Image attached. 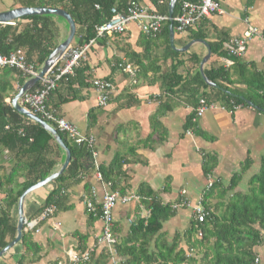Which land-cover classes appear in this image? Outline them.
Masks as SVG:
<instances>
[{
	"label": "crops",
	"instance_id": "crops-1",
	"mask_svg": "<svg viewBox=\"0 0 264 264\" xmlns=\"http://www.w3.org/2000/svg\"><path fill=\"white\" fill-rule=\"evenodd\" d=\"M13 1L0 0V12L13 9ZM217 1L222 12L206 18V39L192 36L196 26L184 34L178 33L174 27V47L184 49L191 43L186 51L174 50L170 36L168 42L160 36L155 46L148 48V37L137 23H132L122 34L113 33L97 39L86 58L77 66L79 69L85 68L79 80L78 73L70 74L73 79L71 83H58L57 89L48 97V106L55 109L60 117L76 125L82 133L95 137V169L100 165L109 166L116 154L125 159L121 168L123 176L118 181L126 188L125 194H140L141 202L145 205L149 204V198L140 191L153 193L164 204H172L182 197L191 203L200 200L208 183V176L203 171L204 154L216 158L212 180L228 186L234 176L241 173L235 190L243 193L249 190L250 179L259 173L264 161L263 108H254L246 103L231 112L214 102L215 107L209 108L198 118L196 132L193 129L185 131V123L194 107L182 93H164L158 79L177 62L175 57H164L167 44L171 50L185 54V64L179 68V73L183 76L190 73L189 78L194 74L195 67L199 71L207 53V46L194 40H206L209 44L222 39L229 41L245 35L250 27H256L259 34L253 35L248 42L241 61L249 69L264 74V0ZM141 4L148 13H155L152 0H142ZM60 26L64 40L68 31L62 24ZM190 55L199 57L198 65L190 59ZM137 60L144 62L145 69L140 68ZM120 63L135 65L138 69L136 78L123 72L119 68ZM233 64L230 57L211 53L204 70L211 67L228 69ZM4 68H0V74L10 85L5 100L13 107L19 90L33 76H26L18 69L15 71V68ZM96 78L109 79L114 86L106 106L98 103L99 93L92 83ZM238 78L234 71L233 80H237L235 86L246 89V84L238 82ZM23 95L19 98L21 105ZM6 152L0 153V162L7 157ZM4 166L9 168L8 162H4ZM55 186V181L49 183L29 193L24 200V231H30L39 246L35 255L29 254L25 264H93L98 259L103 261L102 255L108 257L101 264H111L108 245L98 242L102 222L92 219L84 206V199L91 187L96 188L99 198L106 190L102 180L97 179L96 170L88 172L81 182H70L60 208H56L50 218L38 221L35 228H27V221L41 217L46 197ZM3 198L4 194L0 192V202ZM209 201L216 202L213 198ZM136 207L135 203H119L116 206L114 232L118 242L127 235L126 231L136 216ZM12 217L16 225L17 204L12 209ZM192 218L190 208H178L176 214L164 223L166 240L170 242L175 234L181 235L186 231ZM57 223L60 226H56ZM256 249L257 263L264 264V235ZM73 252H90L91 258L88 262L73 263ZM22 253L24 250L19 242L0 258V264H17ZM120 257L125 264L126 258Z\"/></svg>",
	"mask_w": 264,
	"mask_h": 264
},
{
	"label": "trees",
	"instance_id": "trees-1",
	"mask_svg": "<svg viewBox=\"0 0 264 264\" xmlns=\"http://www.w3.org/2000/svg\"><path fill=\"white\" fill-rule=\"evenodd\" d=\"M127 1L129 0H14L11 7L40 6L64 9L75 20L76 35L73 46H78L95 37L96 27L110 18L113 6L122 7ZM169 1L152 0L156 8L155 13L167 16ZM183 1L197 0H178L173 17L179 13ZM96 5H99V8H96ZM13 22L15 25L0 24V54L5 55L21 49L27 62L33 64L37 71L63 40L60 25L62 24L66 32L68 31L67 22L56 15H33ZM170 23L167 19L162 23L157 37L147 38L148 48L155 46V41L160 36L168 42ZM173 25L175 27L176 22H173ZM205 32L206 18L196 24V31L192 36L206 39ZM225 41L226 39H222L217 43H210L212 53L230 57L234 64L228 69L211 67L205 70V74L217 86L230 91L231 94L208 86L196 67L194 74L189 78L190 73L183 76L179 73V68L185 64L183 59L185 54L171 50L168 44L166 46L164 57H175L177 62L158 79L164 93L172 95L182 93L194 107L185 123V131L193 129L196 132L197 130L200 117L196 116V108L201 98H205L209 104L219 103L233 111L235 107L245 106L246 99L264 109V74L249 69L246 63H242V57L229 56L223 49ZM189 57L197 63L196 65L199 64V57L196 55ZM137 61L140 68L145 69L144 62ZM4 69L11 70L7 67ZM232 69L239 75L238 82L246 84V89L235 86L237 80H233ZM84 70L85 68H75L74 72L78 73V80ZM72 80L71 76L66 75L59 83L70 84ZM9 87V82L0 74V153L7 151V157L0 162V192L4 194L0 202V250L16 236L17 229L13 221L12 209L19 197L26 189L59 169L66 158L64 149L58 145L49 131L16 111L10 103L6 102V91ZM39 87H41V81L32 90ZM48 123L55 127L50 121ZM57 131L70 149L71 159L63 174L55 180L56 186L47 195L41 210L51 204L59 209L70 182H81L88 172L96 170L88 144H75L65 134L58 129ZM4 162H8L9 168H5ZM124 162L125 159L116 154L109 166L100 165L98 168L103 182H110L111 189L119 190L122 194H125L126 188L121 186L118 179L123 176L121 168ZM215 164L216 158L213 155L204 154L205 175L213 173ZM240 178L241 174H237L228 186L214 182L210 189H206L202 197L203 204L210 209L206 220L203 223H197L192 218L186 231L181 235L175 234L170 242L165 238L164 223L176 214L177 209H174L170 203H162L161 199L151 192L140 191L149 198L148 207L151 209V215L148 219L139 218L129 226L127 235L116 244L118 254L126 258L125 264H258L256 248L260 246L264 235V161L259 173L250 179L247 192L235 190ZM212 198L216 200L215 203L209 201ZM89 216L97 219L92 214ZM199 231L202 232L201 237L198 236ZM20 246L24 253L17 264H25L29 254L35 255L39 250L30 231H23ZM193 254L200 255V259ZM107 257L102 255L104 260ZM103 261L98 259L92 263L101 264Z\"/></svg>",
	"mask_w": 264,
	"mask_h": 264
},
{
	"label": "built area",
	"instance_id": "built-area-1",
	"mask_svg": "<svg viewBox=\"0 0 264 264\" xmlns=\"http://www.w3.org/2000/svg\"><path fill=\"white\" fill-rule=\"evenodd\" d=\"M142 0H129L122 7L118 5L111 8V16L104 23L98 25L95 29L96 35L93 39L84 43L83 45L73 46L63 54L59 62L53 66L48 74L43 77L41 87L35 90H29L24 93L22 104L27 109L39 115L43 120L53 123L61 133L65 134L69 140L75 144L87 143L92 151L94 162L96 160L97 152L95 151V137L93 135H86L82 133L76 125L60 117L55 109L48 106L47 101L50 93L58 86L59 81L66 75L74 73L75 68L80 61L85 59L91 47L97 42V39L104 38L110 34H122L128 26L132 23H137L140 30L147 37L155 38L161 31L162 23L169 18L167 16L159 15L157 13H148L141 4ZM99 8V5H96ZM219 12H222L220 4L217 0H197V1H183L180 6L179 13L173 17V22H176L175 29L178 33L184 34L204 18ZM15 25V22L7 23ZM259 34L256 27H250L243 36L233 37L229 41L224 42L223 49L229 56L243 57L247 50L248 42L253 35ZM11 67L23 72L26 76H34L38 72L34 65L27 62L24 52L17 49L8 54H0V68ZM119 68L128 73L132 78H136L137 68L135 65L120 63ZM95 90L99 93L98 103L100 106H106L110 95L113 92L114 86L106 79L96 78L92 81ZM215 107V103H207L205 98H201L198 107L196 108V116L201 117L209 108ZM237 108V107H235ZM233 112V110H230ZM190 132V131H188ZM97 179L102 180V175L96 168ZM104 183V182H103ZM214 181L212 175H208V183L206 189H210ZM106 190L99 198L95 187H91L89 194L84 199V206L88 214H92L102 222V233L98 238L99 243L108 245L111 255V264H123L120 255L117 252L116 244L118 237L114 232V210L116 206L121 203L128 205L135 203L137 205L136 216L137 219H148L151 215V209L148 205L141 202L142 196L138 193L122 194L119 190H112L110 182L104 183ZM174 209L180 207H187L192 210L193 218L197 223H203L209 215L210 209L203 204L201 198L196 203H191L186 198L182 197L178 201L171 204ZM56 210L54 204L48 205L44 208L41 217L30 222L27 221V228H35L38 221L50 218ZM56 226H60L57 223ZM198 236H202V232H198ZM91 258L90 252L71 254V261L73 263L88 262ZM256 262L258 259L256 258Z\"/></svg>",
	"mask_w": 264,
	"mask_h": 264
},
{
	"label": "water",
	"instance_id": "water-1",
	"mask_svg": "<svg viewBox=\"0 0 264 264\" xmlns=\"http://www.w3.org/2000/svg\"><path fill=\"white\" fill-rule=\"evenodd\" d=\"M177 1L178 0H170L169 5H168V18H169V21L171 22L169 26L170 44L172 48L176 51H186L188 47L191 45V43L187 44L186 47H184V49H176L174 47L173 14H174V9H175ZM33 15H56V16L62 17L68 24V35L62 42H60L57 45V47L53 50L50 56L46 59V61L43 63L42 67L39 69L36 75L31 77L28 81L24 83V85L19 90L17 96L15 97L13 101V107L16 111L23 114L24 116L31 119L32 121L39 123L44 129L49 131L53 135L58 145L64 149L66 153V158L63 164L61 165V167L57 171H54L50 176H48L44 180L39 181L37 184L26 189L22 193V195L19 197L18 202H17V210H18V219L16 223L17 233H16L15 238L6 247L0 250V258H2L12 247L17 245L22 239L23 231L25 227L24 200L26 196L32 191L38 188H41L43 186H46L49 183L54 182L66 170L70 162V159H71V151L68 148V146L64 143L57 129L52 127L48 122L43 120L41 117H39L34 112H32L31 110L21 105L19 103V98L24 93L31 90L37 84V82H39L43 77H45L48 74V72L53 68V66L59 62L63 54L71 47L73 40L75 38V35H76V23L72 15L62 8L40 7V6L38 7L19 6V7H15L13 9H9L6 11H1L0 12V24H7L9 22L21 19L23 17L33 16ZM194 41L204 43L207 46V53L203 57L200 63V67H199V72L204 82L210 87L221 89L225 93L231 94V92H229L228 90H225L217 86L205 74L204 64L208 61L212 53L210 44L206 40H201V39H196ZM245 102L248 105L254 108L255 107L257 108V106H255L251 101L245 100Z\"/></svg>",
	"mask_w": 264,
	"mask_h": 264
},
{
	"label": "rangeland",
	"instance_id": "rangeland-1",
	"mask_svg": "<svg viewBox=\"0 0 264 264\" xmlns=\"http://www.w3.org/2000/svg\"><path fill=\"white\" fill-rule=\"evenodd\" d=\"M239 174H241V173H239ZM193 255H195V254H193ZM195 256L197 257V259H200V257H199L200 255H195Z\"/></svg>",
	"mask_w": 264,
	"mask_h": 264
}]
</instances>
